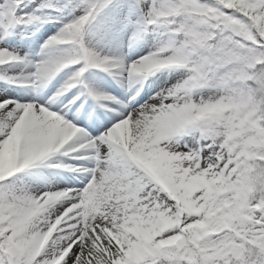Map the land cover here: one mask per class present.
Segmentation results:
<instances>
[{
    "label": "snow or ice",
    "instance_id": "snow-or-ice-1",
    "mask_svg": "<svg viewBox=\"0 0 264 264\" xmlns=\"http://www.w3.org/2000/svg\"><path fill=\"white\" fill-rule=\"evenodd\" d=\"M0 264H264V0H0Z\"/></svg>",
    "mask_w": 264,
    "mask_h": 264
}]
</instances>
